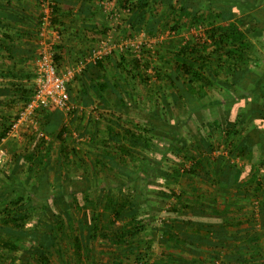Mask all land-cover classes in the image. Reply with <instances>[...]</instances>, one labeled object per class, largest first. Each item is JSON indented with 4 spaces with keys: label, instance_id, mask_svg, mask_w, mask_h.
Returning <instances> with one entry per match:
<instances>
[{
    "label": "rangeland",
    "instance_id": "obj_1",
    "mask_svg": "<svg viewBox=\"0 0 264 264\" xmlns=\"http://www.w3.org/2000/svg\"><path fill=\"white\" fill-rule=\"evenodd\" d=\"M160 1H163V3ZM160 1L151 3L143 11L145 18L142 20L143 12L139 6V0H129L128 2L126 0H104V12H107V7L110 6L107 18L111 23L112 33L109 36L110 38L105 40V45L92 50V57L101 56V58L98 57L95 61H92L90 57L86 58L80 64L84 66L83 71L77 73L69 85L70 97L77 112L75 114L76 117L73 119L70 117L66 118L65 114H63L64 123L68 127L67 134L64 135L63 140H56L53 137L54 135L49 136V134L41 133L44 131L43 127L48 120L44 115L51 114L52 112L48 109L40 114L37 128L32 129L31 127L23 126L16 136L6 135L0 141V219L4 208L9 206L16 197L12 191L14 181L18 182L14 188L18 194H24L25 196H30L31 194L32 187L28 183L30 181L29 178H33L34 180V176H31L27 170L30 164L26 161V155H28V152L35 151L39 136L44 139L43 143H45L41 148L42 151L44 152L45 148L49 146L51 147V152H53L46 160L47 167H44V169L50 170L49 175L52 182V190L55 192L53 195L62 193L63 186L58 187L60 182L71 178V176L80 178V183L78 187H71L68 185L69 182L65 181L67 182V184H64L67 193L85 189L86 180H89L91 184L89 189L94 187L93 190L91 189L93 204H86L83 195H79L77 198H66L64 202L57 201L55 207L47 203V211H43L39 207L36 211L29 213L24 224V231L22 232L18 228H12L11 226L4 227L0 222V242H6L12 236L20 237L23 239V242L25 241L26 245L24 247V244L20 241L19 248L14 254L0 249V253L4 256V258L0 257V264H36L37 262L34 257L38 253V246L36 244L30 245L29 238L24 235V232L28 233L36 224H40V231H45L44 226L52 223L56 224V222L60 225L55 233V240L49 246L50 250L47 251L50 259L48 264H113V259L116 255L121 259L123 258L124 264H139L136 263V254L138 251L145 253L146 246L144 244L147 243H150L149 254L152 258L149 264H173L170 257H168L170 256V252L168 253V251L174 250L179 245L176 243L179 242L172 245L171 249L168 248L165 239L156 231V227L153 228L148 225L142 235L137 238L138 242L142 240L144 244H136L138 251L127 250L126 255L122 254L121 247H116L107 241L104 234H112L118 231L119 228H123L130 221L132 214L137 213L138 207L127 208L121 218L114 224H107L109 217L106 215L104 222L106 225L103 226L102 224L104 231L101 234L97 232L98 236L100 234L99 237H91V214H93L92 212H102L105 203V198H100V196L105 194L103 192V188H105L103 187L104 183L100 182L97 185L94 180H106L105 183L108 181L113 186V184L118 183L122 179L114 177L113 171L109 168L110 158L117 151L112 150L113 152L106 153L109 146H115V142L104 146L103 149L104 143L113 142L109 138L108 128L111 127L122 134L121 142L124 145H130L132 140H129V136H127L128 134L125 131L139 132L137 126L143 127L145 119H148L157 102L159 104L158 110L162 114H171L166 111V106L163 105L165 102H168L171 106L169 108L173 117L185 123V120L190 118V112L179 103L177 94L180 89L169 85L172 82L170 76L176 73L177 66L188 63L193 58L197 59V62L200 64L201 60H199L200 57H197L198 53L206 55L209 58L208 60L206 57L210 62L206 68L207 74L211 72V69H216L220 80L226 84H230V80L234 76L230 79L225 74V69H228L229 66L224 56H220L217 61L218 53L215 51L212 41L207 37V31L210 27H201L195 24L189 25L186 19L181 23L183 26L176 27L174 19L181 6L180 3H175L177 12L173 13L172 16L162 17L161 15L166 11L168 5L167 0ZM225 2L238 8V13L232 15L231 21H234L249 36L253 44L251 55L248 57L250 63L242 65L239 71L249 69L257 73L261 69V62L264 61V23L257 24L256 22H252L251 12H261L260 15L264 17V0H225ZM220 24L224 25L225 22H219L218 25ZM133 60L138 61V67H134ZM89 64L94 66L92 70H89ZM87 67L88 70L85 72ZM133 68L136 69L134 72L132 71ZM5 78H8V76ZM5 78L0 77V133L6 129V127L1 125L3 120L8 118L10 122L8 125L11 124L17 117L21 107H23L20 100V92L17 89L9 90L5 83ZM85 79L87 80L86 83H82V80L84 81ZM212 80L214 81V79ZM196 85L197 83L193 87H196ZM6 90L9 91L7 92ZM90 92L92 93L91 95L89 94ZM209 93L210 95H207L205 100L206 109L202 112V115L206 116L207 120H215L218 112H211L210 109L214 107L216 102L221 100L220 96L222 93L220 94V91L214 90L209 91ZM195 97L199 98L197 94H195ZM18 99L20 101H17ZM88 99L90 102L87 101ZM5 100L7 101L6 104L4 103ZM106 102L108 104L111 102V105H105ZM230 102L228 101V104ZM121 106L123 107L122 109ZM188 128L195 132L196 126ZM214 131L209 141V144H211L210 149L214 148L213 151L217 147L214 143H219L218 141L221 138L220 131ZM96 134L98 136L100 134V140H97ZM160 136L162 135L160 134ZM194 136L197 135L186 133L183 136L181 148L189 149L193 146L191 141L197 144L199 139ZM75 137L76 139L74 140ZM64 142L66 143L62 144ZM63 147L64 149L60 151L59 148ZM56 150H58V153H55ZM220 150L225 153V149L220 148ZM184 151L182 150V152ZM62 154L63 156H61ZM218 154V152L215 153V155ZM204 156L207 157L208 155L205 153ZM99 158L103 159L102 163L107 165L106 168L108 170L100 166L98 162ZM128 160L126 158L123 163H130L129 167H131L133 161L129 162ZM169 164L171 166V163ZM135 165L136 163L131 168L139 170L138 166ZM58 173L59 176L57 175ZM168 174H173L170 169H168ZM174 176L177 177V175ZM182 178L177 181L175 190L177 194H181V186L183 185L189 190V198H192L194 194L192 187L193 185H198L200 180ZM83 179L85 180L83 181ZM148 180L151 185H158L155 178L150 177ZM56 182L59 183L56 184ZM30 184H34V181ZM157 190L154 191L152 189L147 194L149 196L147 199L149 205L167 209L169 202L160 201L161 197ZM112 192L110 190L109 194H112ZM193 197L197 198L196 195ZM28 204L30 203L26 202V206ZM251 205L252 209L250 210H253V212H251L252 214L247 221L243 219V223L247 226L249 225L250 227L248 226V228L250 229L252 227L254 230L253 234L260 237V241L263 243L261 245L264 246V214L261 211L262 208L260 210L257 200ZM206 206H204V209H208V206ZM208 210L210 211L211 208ZM42 216L45 218H41ZM165 216L166 214L163 213L161 218L163 219ZM178 228L182 229L183 227ZM75 237L82 244L80 254L76 252ZM180 240L182 241V238ZM255 256L258 259L264 258V254L261 252Z\"/></svg>",
    "mask_w": 264,
    "mask_h": 264
},
{
    "label": "trees",
    "instance_id": "obj_2",
    "mask_svg": "<svg viewBox=\"0 0 264 264\" xmlns=\"http://www.w3.org/2000/svg\"><path fill=\"white\" fill-rule=\"evenodd\" d=\"M128 1L129 0H126V2ZM139 1V6L143 12L151 3L160 0ZM177 2L181 5L178 12L175 4ZM161 3H163V1ZM167 5L166 11L161 16H172L173 13L177 12L174 19L176 27L179 28L183 26L181 23L185 19L189 25L195 24L201 27H210L207 31V37L212 41L215 46V51L218 53L217 61L220 56H224L229 66L228 69H225V74L228 75L230 79L233 75L234 76L233 79L230 80L231 83L226 84L220 80L218 71H216V69H211L210 73L212 74L208 77L210 73H206V68L207 65L210 64L208 61L209 58L206 55L198 53L197 57H200V64L197 62V59L195 60L193 58L191 59L192 61L177 66L176 73L170 76L172 82L169 83V85H173L174 88L178 87L180 89L177 94L180 101L179 103H181L183 107L185 106V109L190 112V118L185 120V123L173 117L169 108L171 106L168 102H165L163 105L166 106V111L171 113L170 115L162 114L160 110H158L159 104H157V102L154 110L148 116V119H145V123L142 125L143 127L141 128L140 125L137 126L139 132L134 133L130 130L125 131L126 134H128L127 136H129V140H132L130 145H124L121 142L123 137L122 134L113 130L111 127L108 128L109 138L113 142L104 143L103 149L104 146H108V144L111 145L115 142V146H109L106 153H111L113 152L112 150L117 151V153L110 158L111 161L108 160L110 165L109 168L113 171L114 177H120L122 179L119 180L118 183L113 184V186L109 184L108 181L105 183L106 180H94L97 185L100 184V182L104 183L103 187L105 188H103V192L105 194H103L104 197L102 195L100 198H105V203L102 212H92L93 214H91V237L95 238L98 236L97 232L101 234L104 231L103 226L106 225L104 223L106 215L109 217L107 224H114L121 218L127 208L138 207L137 213L132 214L130 221L125 224L123 228H119L118 231L112 234H104L108 242L114 244L116 247H121L120 249L122 254L124 253L123 255L127 254V250L138 251V246H136V244H144L141 239V242H138L137 238L142 235L148 225L153 228L156 227V231L165 239L168 248L176 242H179L176 244L183 243H180L181 240L177 235L178 231L176 230V226L178 225L192 226L196 231H202L204 233L202 236L203 241L209 245H212L213 240L231 241L232 238L230 236H227L224 232H221V230H217V226L213 224L218 222L221 215L228 212L229 209L222 206L221 209L216 207L212 210V208L209 207L211 210L210 213H208L210 216H208V214H206V209H204L205 205L201 203L203 198H189V190L183 185L181 186V194H177L175 185L182 177V179L188 180L200 178L208 179L211 177L212 180L210 184L214 187L215 185L218 186L222 184L220 180V168L231 166L232 172L229 182V184H231L234 182V178L237 175L241 176L240 179H244V169L242 168V171L237 170L238 167L234 165L237 164L235 161H240L242 163L246 162L244 168H247L246 166L248 164H252L254 166L253 179L246 183V185L255 184L253 191L254 198H250L253 199L251 200V204L257 200L260 210L262 208L261 211L264 212V153L257 154L255 151L256 146L257 148H264V132L260 131L258 125H254L253 129L249 130L248 134L244 136L245 129H247L250 121L255 118L259 121H264V75L249 69L239 71L242 65L250 63L248 57L251 55L253 44L249 36L244 33L234 21H231L232 15L238 13V8L235 7V5L226 3L225 0H167ZM58 12L59 8L55 10V15L52 19L54 25L59 18ZM260 13L261 12L257 13V11H252L251 21L257 24L264 23V17H262ZM144 18L145 13L143 12L141 19L143 20ZM219 22H225V24L218 25ZM55 60L58 63L57 56H55ZM133 64L134 67L139 66L137 60H133ZM135 70L134 68L132 69L133 72ZM8 75L10 74L0 73V77L2 78ZM13 78H17V76L15 75ZM212 79H214V81ZM196 83V87H193ZM12 87H15V85H12ZM218 87L224 88L225 90L222 94L224 101L222 103L217 102L210 111H216L215 106L224 105V121L220 120V118L213 122L205 121L202 115V112L206 109L205 100L207 95H210L209 91H217ZM14 89L20 92V100L23 105L30 102L33 98V81L32 85L18 84ZM104 89L105 87L102 90L104 91ZM9 90L6 91L8 92ZM68 90L70 95V87ZM195 94H197L199 98H196ZM20 100L18 99L17 101ZM260 100H263L262 104L259 102ZM87 101L90 102L89 99ZM228 101L231 102L228 104ZM122 108L121 106V109ZM49 111H52L50 118L47 120L43 127L44 131L41 133L49 134V136L54 135L53 137H55L56 140H63L64 135H66L68 131L67 124L64 123V113L57 109H49ZM76 112L77 109L74 110L73 114L70 116L71 119L76 117ZM40 114H42V112ZM8 123H10L9 119L5 118L1 124L6 127V129L0 133V141L5 138L10 127ZM194 125L196 126L195 132L188 128ZM214 130L220 131L221 137L223 138L222 142H224V148L222 149H225V153L220 150L222 145L220 143H214L217 145L216 150L213 151L214 148L210 149L211 144H209V141L215 132ZM186 133H189V135L190 133L191 135H197L194 137L199 139L197 144L191 141L193 146L189 149L181 148L183 145V136H185ZM160 134L162 136H160ZM43 136L45 137L44 134ZM37 140L38 145H36L35 151L28 152V155H26V161L30 164L27 170L31 176H34V180L33 178H29L30 181L28 180V185L32 187L30 191L31 194L30 196L18 194L14 189L18 182L14 181V188L12 191L16 197L9 206L4 208L0 219L2 226L18 228L20 232L24 231V224L29 213L36 211L39 207L43 211H47V203L55 207L57 201L64 202L66 198H77L79 195H83L86 204H93L91 189L93 190L94 187L89 189L90 186L87 185V180L85 181V189L78 190L77 192L71 191L70 193L66 192L63 182V184L58 186H63L62 193L53 195L55 192L52 190V182L49 175L50 170L44 169V167H47L46 160L51 154V147H46L43 152L41 148L45 144L43 143L44 139L39 136ZM65 143L66 142L62 144ZM62 149H64V147ZM182 150L185 151L182 152ZM216 152L219 154L215 155ZM62 153L66 154L64 152ZM205 153L208 155L207 157L204 156ZM63 154L61 156H63ZM126 158L129 159V162L133 161L131 167L136 163L135 166H138L139 170L129 167L130 163H127L128 165L124 164L123 162ZM98 162L103 168L107 167L106 164L102 163L103 159L99 158ZM169 163H171V166ZM208 167L210 168L208 169ZM168 169H170L171 173L180 177L177 179L173 174H168ZM259 173L263 174V179H261L260 182L257 180ZM57 175L59 176V173ZM150 177L155 178L158 185H151L148 180ZM33 181L34 184H30ZM152 189L154 191L157 190L161 197L160 201L164 200L167 203L169 202L167 209H163L160 206L156 207L149 205L147 200L149 196L147 194H149ZM110 190L113 191L112 194H109ZM37 200L39 201L38 203ZM26 202L30 204L26 206ZM250 212H253V210ZM163 213H165L166 216L162 219L161 215ZM43 217L44 216L41 218ZM59 225L60 224H57V222L56 224L52 223L48 226H44L45 231H40V224H36L28 233L24 232V235L29 238V244H36L38 246V253H36L37 255L34 257L37 262L36 264L49 263L50 259L47 251L50 250L49 246L55 240V233L59 229ZM255 237L250 239L252 245H257L259 243L258 238ZM20 241L25 247L26 245L23 239L10 236L6 242H0V249L14 254L19 248ZM74 244L77 254H80L82 251V244L77 237H75ZM149 245L150 243L144 244V246H146L145 253L137 252L136 263L149 264L152 259L149 254ZM216 245L218 246V244ZM244 247L245 246L241 247V249H245ZM169 252L170 251H168V253ZM171 253L172 252L169 253L170 256L168 257H170L173 264H185L183 263L184 258L182 255L176 257L175 254ZM0 257L4 258L2 253H0ZM12 257L15 258L14 255H12ZM238 257H240V261L244 262V257ZM113 264H124L123 258L121 259L116 255L113 259Z\"/></svg>",
    "mask_w": 264,
    "mask_h": 264
},
{
    "label": "crops",
    "instance_id": "obj_3",
    "mask_svg": "<svg viewBox=\"0 0 264 264\" xmlns=\"http://www.w3.org/2000/svg\"><path fill=\"white\" fill-rule=\"evenodd\" d=\"M103 3L104 0H58L59 18L55 25L61 31L62 39L55 47V56H57L61 68H74L78 64L83 63L88 57L92 61H95L98 57L101 58V56L92 57V50L105 45V40L109 39L112 33V26L107 18L110 6L107 7V12H104L105 6ZM40 22L41 10L37 0H0V73L11 75L5 78V83L9 89H14L18 84L31 85L33 81L38 54L43 45L39 37ZM98 66L100 65L98 64ZM88 67L89 70H92L94 66L89 64ZM88 67L87 69L85 68V72ZM260 67L259 72L261 73H257L264 75V61L261 62ZM15 75L17 78H13ZM86 81V79L82 80V83H86ZM12 85H15V87H12ZM217 91L223 94L225 90L224 88H217ZM89 94L91 95L92 93L90 92ZM222 94L220 96L221 100L218 101L219 103L224 101ZM259 102L262 104L263 100ZM4 103L6 104L7 101L5 100ZM106 104L111 105V102L109 104L106 102ZM215 108L216 112H218L215 120L220 118V120L224 121L225 106L220 105L215 106ZM44 116L47 119L50 118V114H45ZM203 118H205V121H214L207 120L206 116ZM254 125H258L260 131L264 132V121H259L255 118L248 124L244 136L248 134L249 130L253 129ZM95 137L100 140L101 136L96 134ZM222 141L223 138L221 137L218 141L222 144L221 149L224 148V142ZM59 149L60 151L62 150V148ZM255 151L257 154H263L264 148H257L256 146ZM55 153H58V150ZM235 162L237 164H233L238 167L237 170L242 171L244 169V179H240L241 176L237 175L234 178V182L229 184L232 168L228 166L220 168L221 185L212 187L210 184L212 179L209 177L208 179L200 178L198 185H193L192 187L194 190L193 196L196 195L198 198H203L201 203L207 205L208 209L209 207L212 210L216 207L221 209L222 206L229 209L228 212L221 215L218 222L213 224L217 226V230H221V232L230 236L232 238L231 241L213 240L214 243L212 242V245H209L204 243L202 238L204 233L202 231H196L192 226L178 225L176 226L177 235L182 238L180 243H183L170 252L175 254L176 257L182 255L184 261H186H183V263L264 264V258L258 259L255 256L259 252L264 254V246L261 245L263 243H261L260 237L256 236L259 240V245H252L250 239L255 237L253 234L254 230L252 227L251 230L248 228L249 225L247 226L243 223V219L247 221L252 214L250 209L252 208L251 200L253 199L250 198H254L255 184L248 186L246 183L253 179L254 166L248 164L247 168H244L246 162ZM261 179H263V174L259 173L257 180L260 182ZM79 180L80 178L71 176L65 181H68V185L71 187H78ZM65 181H61L60 184H63V182L67 184ZM58 183L56 182V184ZM87 185L91 186L89 180H87ZM193 196L192 198H194ZM208 209H206V214L210 213ZM178 227L183 228L180 229ZM243 246H245V249H241ZM238 256L244 257V262L240 261Z\"/></svg>",
    "mask_w": 264,
    "mask_h": 264
},
{
    "label": "built area",
    "instance_id": "obj_4",
    "mask_svg": "<svg viewBox=\"0 0 264 264\" xmlns=\"http://www.w3.org/2000/svg\"><path fill=\"white\" fill-rule=\"evenodd\" d=\"M41 10L39 37L43 45L33 78L34 95L30 102L21 107L17 117L10 124L7 136H16L23 126L37 128L40 113L48 109H57L69 118L75 105L71 102L69 85L77 73L84 69L83 65L74 68H61L55 60V47L62 39L58 26L52 23L58 0H37Z\"/></svg>",
    "mask_w": 264,
    "mask_h": 264
}]
</instances>
